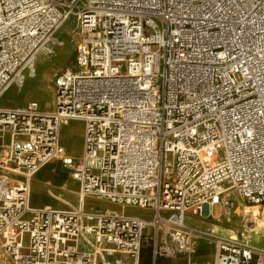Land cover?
Returning a JSON list of instances; mask_svg holds the SVG:
<instances>
[{
  "label": "built area",
  "instance_id": "1",
  "mask_svg": "<svg viewBox=\"0 0 264 264\" xmlns=\"http://www.w3.org/2000/svg\"><path fill=\"white\" fill-rule=\"evenodd\" d=\"M70 16L75 68L53 110L0 108V264H140L145 247L154 264L202 240L214 264H264L247 223L237 240L194 225L231 223L235 196L264 203V0H0V97L62 45ZM72 121L78 156L61 137ZM50 162L77 208L33 206Z\"/></svg>",
  "mask_w": 264,
  "mask_h": 264
},
{
  "label": "rangeland",
  "instance_id": "2",
  "mask_svg": "<svg viewBox=\"0 0 264 264\" xmlns=\"http://www.w3.org/2000/svg\"><path fill=\"white\" fill-rule=\"evenodd\" d=\"M70 31H73V35L70 34ZM78 27H77V21L75 16H70V18L65 22V24L55 33V38L59 40L62 45H57L55 47V51L52 54H40L39 56L42 58L47 59L48 61H54L53 67L50 68V83L46 82L44 79H40V70L37 61H35V70L37 73L38 78L33 79L29 77V71H26L24 74V80L22 85H12L1 97H0V108L7 109V110H16L21 109L25 107L30 102H37L43 111L45 112H51L54 107V100H55V92H56V81L59 79V77L66 71V70H74L75 68V49L76 44L78 40L77 36ZM61 55L65 56V60H61ZM38 56V57H39ZM37 57V58H38ZM42 80V81H41ZM46 85V88L48 90L45 92L44 87ZM44 86V87H43ZM35 90L39 91L40 95H44V99H39L34 96L35 93H33ZM76 125V124H75ZM64 131V130H63ZM62 131V132H63ZM5 142L2 145L1 152L8 150L7 146L9 143V136L6 133L5 134ZM68 150L78 155L81 152V146L82 142L81 139H79V136L76 132V134H71L68 136ZM1 144V141H0ZM49 166V173H44L42 169L40 172L36 173L32 186H31V192L32 187L36 185V183L40 186V188L44 191V194L47 193V189L51 190L55 195H59L60 198L66 200L70 203V205H66L62 203L61 201H57L55 199L49 200V198L45 197H39L38 199H34V194L31 193V202L33 206L35 207H44V206H50L54 209L59 210H68L71 208H77L78 202H77V185L73 182L69 172L64 169L59 163L57 162H50L47 164ZM67 180L66 186L68 187L65 191L61 188V185ZM72 180L71 183L69 181ZM50 184V185H48ZM69 187L72 188V191H75L76 194L70 193ZM243 203L242 201H240ZM245 205H253V204H247L243 203ZM261 205H264L261 204ZM72 206V207H71ZM106 208L109 210H119V207L117 206H111L106 205ZM139 215L146 216V211H133ZM219 210L216 209L215 213L216 216L219 215ZM235 220V219H234ZM234 220L229 224H223L217 223L213 219H209L204 222L203 227L204 228H211L212 225H221L225 228L232 229L234 232L237 231L240 232L242 227L239 226V221L237 223H234ZM246 224V223H245ZM247 226H250V223L246 224ZM141 264H146V262H140Z\"/></svg>",
  "mask_w": 264,
  "mask_h": 264
},
{
  "label": "bare ground",
  "instance_id": "3",
  "mask_svg": "<svg viewBox=\"0 0 264 264\" xmlns=\"http://www.w3.org/2000/svg\"><path fill=\"white\" fill-rule=\"evenodd\" d=\"M70 34L73 35V31H70ZM61 60H65V56L61 55ZM39 70H40V79H44L47 83L50 81V68L53 67L54 61H48L45 58H41L40 56L36 59ZM29 77L36 79L38 78L36 70H35V64L29 71ZM42 81V80H41ZM50 83V82H49ZM44 87V86H43ZM45 92L48 90L46 88V85L44 87ZM33 93L36 98L39 99H44V95H40L38 90H35ZM77 129L73 127L71 124L64 129L62 132V139L66 142V145H68V136L71 134H75ZM6 139V137H5ZM2 148H0L1 151ZM75 153V152H73ZM1 156H3V159L6 157V151L1 152ZM42 171L44 173H49V166L45 165L42 168ZM40 169V170H41ZM40 170L38 172H40ZM37 172V173H38ZM72 180L69 181L71 183ZM63 184L61 185V188L65 191L68 187L66 186L67 180L62 182ZM70 193L76 194L75 191H72V188L69 187ZM34 195V199H38L40 196L49 198V200L55 199L57 201H61L62 203L66 205H70L69 202L66 200L60 198L59 195H55L51 190L47 189L48 194H44V191L40 188V186L36 183L34 187H32V192ZM235 200V207L232 210V215L235 217L234 223H237L239 221V226L244 227L245 223H250V226H245L246 232L244 234L245 238L249 240V242L256 247H260L264 249V205L261 204H253V205H245L240 202V199L238 197H234ZM44 207H50V206H44ZM72 207V206H71ZM52 208V207H51ZM214 216H216V213L214 211ZM196 223L194 225H198V227L203 229L204 223L201 222L200 220H196ZM209 232H212L215 235L218 236H224L232 240H237L239 239L237 235V231L234 232L232 229L225 228L223 226L219 225H212L211 228L208 230Z\"/></svg>",
  "mask_w": 264,
  "mask_h": 264
},
{
  "label": "crops",
  "instance_id": "4",
  "mask_svg": "<svg viewBox=\"0 0 264 264\" xmlns=\"http://www.w3.org/2000/svg\"><path fill=\"white\" fill-rule=\"evenodd\" d=\"M69 124H71L73 127L77 129L76 132L79 136V139H81V142L83 143V123L78 121H72ZM69 124L65 126L63 130L66 129L69 126ZM61 137H62V133H61ZM62 141L66 149L68 150L66 142L63 139ZM68 152L72 155L78 156L82 152V146H81V152L78 155L71 153L69 150ZM214 261H215L214 246L208 243L207 241L202 240L199 242L198 252L196 255L191 257L186 255H181L172 260L163 259L161 264H214Z\"/></svg>",
  "mask_w": 264,
  "mask_h": 264
},
{
  "label": "trees",
  "instance_id": "5",
  "mask_svg": "<svg viewBox=\"0 0 264 264\" xmlns=\"http://www.w3.org/2000/svg\"><path fill=\"white\" fill-rule=\"evenodd\" d=\"M162 261L163 259H158L154 264H161ZM140 262H146V264H153L150 247H145L142 250V253L140 256Z\"/></svg>",
  "mask_w": 264,
  "mask_h": 264
}]
</instances>
